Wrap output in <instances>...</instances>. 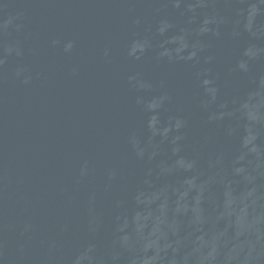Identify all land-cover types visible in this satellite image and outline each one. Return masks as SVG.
Wrapping results in <instances>:
<instances>
[{
    "label": "water",
    "instance_id": "obj_1",
    "mask_svg": "<svg viewBox=\"0 0 264 264\" xmlns=\"http://www.w3.org/2000/svg\"><path fill=\"white\" fill-rule=\"evenodd\" d=\"M0 264H264V0H0Z\"/></svg>",
    "mask_w": 264,
    "mask_h": 264
}]
</instances>
